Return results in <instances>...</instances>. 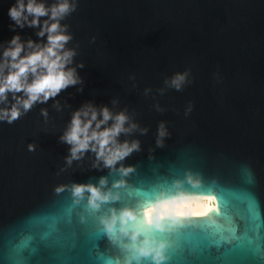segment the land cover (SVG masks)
<instances>
[{"label":"water","instance_id":"water-1","mask_svg":"<svg viewBox=\"0 0 264 264\" xmlns=\"http://www.w3.org/2000/svg\"><path fill=\"white\" fill-rule=\"evenodd\" d=\"M0 264H264V0H0Z\"/></svg>","mask_w":264,"mask_h":264},{"label":"bare ground","instance_id":"bare-ground-1","mask_svg":"<svg viewBox=\"0 0 264 264\" xmlns=\"http://www.w3.org/2000/svg\"><path fill=\"white\" fill-rule=\"evenodd\" d=\"M212 204L209 198L175 200L145 209L144 216L148 222L168 216H204L209 212V208H212Z\"/></svg>","mask_w":264,"mask_h":264}]
</instances>
